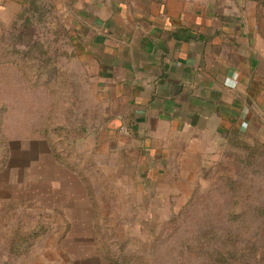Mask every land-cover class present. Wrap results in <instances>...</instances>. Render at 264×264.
<instances>
[{
  "label": "rangeland",
  "instance_id": "obj_1",
  "mask_svg": "<svg viewBox=\"0 0 264 264\" xmlns=\"http://www.w3.org/2000/svg\"><path fill=\"white\" fill-rule=\"evenodd\" d=\"M32 2L16 14L0 15V159L7 139L11 147L0 173V264L33 263L43 247L55 244L66 246L69 258L83 255L77 246L105 244L122 264L136 255L142 264H264V149L228 142L187 190V204L154 199L148 208L137 205L135 215L131 203L139 196L130 188L128 159L112 152L98 156L97 136L106 133L108 110L72 51L64 14L48 0ZM49 131L63 138L64 157L75 152L66 158L75 169L56 163L44 137ZM219 166L233 182L217 175ZM80 182L89 183L101 201L102 221L68 222L74 232L64 238L66 222L58 213L95 214L85 201H75L85 195ZM44 220L54 233L33 255L16 258L5 251L4 237L18 224L32 227ZM105 255H112L100 253L110 264Z\"/></svg>",
  "mask_w": 264,
  "mask_h": 264
},
{
  "label": "crops",
  "instance_id": "obj_2",
  "mask_svg": "<svg viewBox=\"0 0 264 264\" xmlns=\"http://www.w3.org/2000/svg\"><path fill=\"white\" fill-rule=\"evenodd\" d=\"M31 1L0 0V15L16 14ZM48 1L64 14L72 51L108 110L98 156L128 159L130 188L139 196L131 203L135 215V207L154 199L187 204V190L231 134L264 142V0ZM77 185L85 195L75 201L95 214L58 213L66 222L64 238L74 232L68 222L102 221L90 184ZM38 222L51 227L43 239L54 233L49 221ZM77 247L81 257L69 258L66 246L55 244L43 247L33 263L3 264H107L100 256L105 247Z\"/></svg>",
  "mask_w": 264,
  "mask_h": 264
},
{
  "label": "trees",
  "instance_id": "obj_3",
  "mask_svg": "<svg viewBox=\"0 0 264 264\" xmlns=\"http://www.w3.org/2000/svg\"><path fill=\"white\" fill-rule=\"evenodd\" d=\"M30 3H33V2L31 1L29 2V4ZM259 17L260 18L262 17L261 13H259ZM44 137L49 142L48 143L49 147L51 148L56 161L66 167L70 166L71 169H75V164L71 166L66 160V158L70 159L72 156H74L75 152L70 150L68 156L64 157L62 151L60 150L59 145L63 143V140H62L63 138L60 137L57 139L56 135H54V133L51 131L46 132V134H44ZM66 140L67 139H65L64 143L66 142ZM229 142L241 148L246 147V148H251L253 150L264 149V142H262L260 139H258L257 137L253 135L244 134L240 132L231 134L229 136ZM69 143L67 144V146L70 145ZM10 150H11L10 143H9V140L7 139L5 143V147L3 148L1 152L2 158L0 159V173L5 170V168L7 167L9 163ZM216 172H217V175L219 174L225 177L229 183L233 182L231 177L226 176L225 174L226 169L224 168L222 169L219 166ZM90 194H91V197H93V193L91 191H90ZM176 219L172 221H176ZM50 230H51V227L46 222H36L32 227H27L22 223L18 224L15 228H13L10 231L8 235L4 237V238H7L6 244L4 245V249L7 253H9L13 257L31 256L34 253L35 246L38 245L42 241L43 237L47 235L50 232ZM95 235H96V238L102 240V237L100 234L97 233ZM103 245L105 244H101L100 246L105 247ZM105 252L107 254L112 255V252L110 251L108 247H105ZM114 255L115 254H113L112 257L105 255V260L109 262L110 264H122L123 260L122 261L120 259L115 260ZM133 260L138 261L139 263L142 264L141 260L139 261V256L137 255L131 256L125 259L124 263L127 264V262H131Z\"/></svg>",
  "mask_w": 264,
  "mask_h": 264
}]
</instances>
